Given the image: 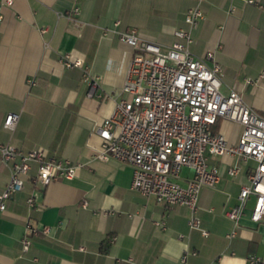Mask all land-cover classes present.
Instances as JSON below:
<instances>
[{
    "label": "crops",
    "instance_id": "obj_1",
    "mask_svg": "<svg viewBox=\"0 0 264 264\" xmlns=\"http://www.w3.org/2000/svg\"><path fill=\"white\" fill-rule=\"evenodd\" d=\"M194 5V0H14L12 5L0 0V144L22 153L43 149L79 165L73 179L56 178L41 187L33 181L32 164L0 217V264H250V256L264 264V220H250L254 198L247 200L230 240L226 234L233 225L223 215L237 203L252 161L209 157L221 177L199 193L204 236L189 228L187 207L159 204L132 189L130 165L95 157L101 147L96 130L125 97L122 85L134 55L110 30L136 29L165 48L180 41L174 31L188 28L184 16ZM201 9L204 18L190 31L191 52H212L206 62L223 71L221 93L237 91L264 116V0H205ZM66 55L98 77L92 97L82 68L64 65ZM8 113L19 115L12 131L3 126ZM213 130L236 145L242 127L221 119ZM232 166L240 167L235 177L227 174ZM190 177L184 168L180 185ZM8 180L9 168L0 162V191ZM30 196L40 209L29 208ZM27 221L49 232L39 231L23 252Z\"/></svg>",
    "mask_w": 264,
    "mask_h": 264
},
{
    "label": "built area",
    "instance_id": "obj_2",
    "mask_svg": "<svg viewBox=\"0 0 264 264\" xmlns=\"http://www.w3.org/2000/svg\"><path fill=\"white\" fill-rule=\"evenodd\" d=\"M13 1L6 0V4L12 5ZM194 1L195 5L184 16L188 28L175 30L174 35L180 41L168 47L141 38L136 29L110 30L134 49V55L122 85L125 97L96 130L101 147L95 157L112 158L130 165L132 189L143 196H152L159 204L187 207L189 228L200 230L204 236L207 232L202 230L198 216L199 193L205 187H215L221 177L220 169L209 165V157L235 155L244 165L252 161L254 166L246 175L237 203L223 211L233 225L226 234L230 240L237 234L250 197L254 198L250 220L254 223L264 220V116L248 106L237 91L221 93L223 71L217 63L208 65L206 62L213 59L212 52L203 56L191 52L190 31L204 18L201 4L205 0ZM77 12V8L74 9V14ZM69 18L74 20L72 15ZM62 60L69 68H82L83 80L88 85L87 96L92 97L98 77L91 75L88 66L81 61H72L68 55ZM18 119V114L8 113L3 126L12 131ZM221 119L242 127L236 145L213 130ZM0 162L9 168V180L0 191V217L7 201L22 190L32 164H36L33 181L41 187L56 178L73 179L79 167L69 160L50 157L43 149L22 153L9 143L0 144ZM184 168L190 171L191 177L182 186L178 180ZM239 172L238 166L227 169L230 177ZM26 202L29 208L40 209L32 196ZM39 231L48 233L49 228L39 229L26 222L21 238L23 252L29 249ZM185 260L186 255L182 262ZM248 261L262 264L255 256H250Z\"/></svg>",
    "mask_w": 264,
    "mask_h": 264
}]
</instances>
